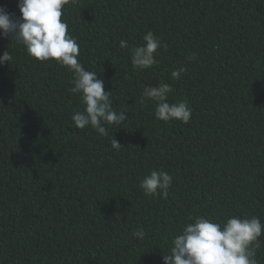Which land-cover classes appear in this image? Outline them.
Listing matches in <instances>:
<instances>
[{
    "label": "trees",
    "instance_id": "1",
    "mask_svg": "<svg viewBox=\"0 0 264 264\" xmlns=\"http://www.w3.org/2000/svg\"><path fill=\"white\" fill-rule=\"evenodd\" d=\"M17 3L0 7L19 17ZM62 19L128 119L108 137L76 128L73 73L0 38L13 58L0 64V264H163L198 216L264 223V0H78ZM149 31L164 47L135 69L131 50ZM161 83L169 103L192 109L187 123L159 120L142 101ZM152 170L173 177L166 199L139 186ZM256 258L264 264V244Z\"/></svg>",
    "mask_w": 264,
    "mask_h": 264
},
{
    "label": "clouds",
    "instance_id": "2",
    "mask_svg": "<svg viewBox=\"0 0 264 264\" xmlns=\"http://www.w3.org/2000/svg\"><path fill=\"white\" fill-rule=\"evenodd\" d=\"M78 0H18L19 17L0 7V38L15 40L23 45L28 55L38 61L55 60L73 73L70 93L79 95L84 105L82 111L72 114L78 129L92 128L100 136L108 137L109 128L120 126L128 119L124 109L117 110L104 90L103 79L97 72L87 70L79 61L80 45L68 34V24L62 19L65 5ZM144 44L131 50V63L135 69H147L157 63L156 52L164 47L160 38L149 31L143 36ZM121 48L127 42L120 41ZM195 54L190 59H195ZM8 50L0 55V64L11 62ZM184 68L173 70L171 77L179 78ZM172 87L168 83L145 86L141 99L155 102L154 115L168 122L187 123L192 109L186 101L168 102ZM111 147L119 150L121 144L112 134ZM173 177L162 170H152L140 181L145 196L167 198ZM264 234V223L256 216L240 218L230 216L219 223L207 216H198L187 223L171 241L169 254L162 255L163 264H258L256 251L264 244L259 238ZM133 237L143 240L142 228L133 231Z\"/></svg>",
    "mask_w": 264,
    "mask_h": 264
}]
</instances>
